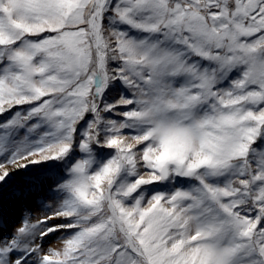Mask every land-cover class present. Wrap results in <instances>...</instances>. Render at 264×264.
Wrapping results in <instances>:
<instances>
[{"label":"snow or ice","instance_id":"obj_1","mask_svg":"<svg viewBox=\"0 0 264 264\" xmlns=\"http://www.w3.org/2000/svg\"><path fill=\"white\" fill-rule=\"evenodd\" d=\"M0 264H264V0H0Z\"/></svg>","mask_w":264,"mask_h":264},{"label":"rangeland","instance_id":"obj_2","mask_svg":"<svg viewBox=\"0 0 264 264\" xmlns=\"http://www.w3.org/2000/svg\"><path fill=\"white\" fill-rule=\"evenodd\" d=\"M24 107H27V106H24ZM5 115H7V114H5ZM37 215L39 216L40 213L38 212ZM59 246H60V245H58V244H53V245H52V247H59Z\"/></svg>","mask_w":264,"mask_h":264}]
</instances>
